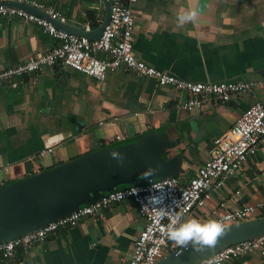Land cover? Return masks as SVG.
<instances>
[{
	"label": "crops",
	"instance_id": "obj_1",
	"mask_svg": "<svg viewBox=\"0 0 264 264\" xmlns=\"http://www.w3.org/2000/svg\"><path fill=\"white\" fill-rule=\"evenodd\" d=\"M25 1L52 7L82 29L91 23L93 31L100 26L96 17L104 19L101 0ZM189 7L197 12L196 22L178 26V13ZM133 13L137 58L185 81L250 83L253 93L191 112L179 106L187 95L124 67L102 82L61 65L2 81L0 184L162 129L177 141L168 157L180 156L178 177L187 183L207 160L214 139L253 103L264 102V0H138ZM56 44L34 23L0 17V70ZM116 117L119 122H113ZM117 134L124 139L115 141ZM49 148L53 151L37 157ZM263 200L264 146L183 222L205 223L215 209L231 211ZM144 226L138 205L126 200L0 264H128ZM227 264H264V253L256 250Z\"/></svg>",
	"mask_w": 264,
	"mask_h": 264
},
{
	"label": "built area",
	"instance_id": "obj_2",
	"mask_svg": "<svg viewBox=\"0 0 264 264\" xmlns=\"http://www.w3.org/2000/svg\"><path fill=\"white\" fill-rule=\"evenodd\" d=\"M5 2H27L25 0H3ZM2 1V2H3ZM138 0H110L111 17L102 35L97 40L72 35L57 29L44 17L23 9L0 5V17L20 18L43 28L44 32L57 40V44L45 54L30 57L25 63L0 70V82L10 81L15 77L36 75L45 67L61 65L83 73L96 81L102 82L109 73L121 67L142 76L154 78L161 87L173 88L189 98L179 106L186 111H201L212 101L228 103L235 97L251 95L252 85L246 82H192L185 81L171 74L157 70L136 57L134 53V34L136 18L133 7ZM28 3V2H27ZM44 10L53 19L66 23V19L52 7L30 3ZM97 23L103 20L96 17ZM84 31L91 32L92 24L84 26ZM138 117V114H135ZM114 118L113 122H119ZM124 136L117 134L115 141H122ZM264 146V102H255L236 119L234 125L213 141L207 160L198 168L194 177L184 183L179 177L130 186L124 190L113 191L104 195L97 202L85 206L70 215L50 222L41 229L9 241H0V262L12 260L21 252L26 254L39 244L52 237L59 229L77 226L84 219L100 216L104 209L132 200L138 205L140 215L145 219V226L134 239L132 254L128 264H156L166 254L176 251L179 246L170 241L166 228L176 221L178 227L195 209L203 208L211 200L212 190L226 185L249 157ZM53 149L41 151L37 157H43ZM7 171V169H5ZM34 170L32 173H36ZM158 198L150 203L149 198ZM159 210L171 215L161 216ZM213 218L223 226L248 221L264 215V200L243 205L231 211H213ZM260 250L264 253V235L253 240L229 246L210 256L200 264H227L236 258Z\"/></svg>",
	"mask_w": 264,
	"mask_h": 264
},
{
	"label": "water",
	"instance_id": "obj_3",
	"mask_svg": "<svg viewBox=\"0 0 264 264\" xmlns=\"http://www.w3.org/2000/svg\"><path fill=\"white\" fill-rule=\"evenodd\" d=\"M104 19L91 32L53 19L29 3L0 2L44 17L66 33L97 40L110 21L111 2L101 0ZM177 147L167 129L142 134L130 141L108 145L53 167L0 184V241H9L37 231L50 222L91 205L107 193L130 186L178 177L180 156L168 157ZM118 152L123 163L111 157ZM216 245L196 252L192 245L179 247L156 264H200L217 252L264 235V215L224 227ZM199 247V246H197Z\"/></svg>",
	"mask_w": 264,
	"mask_h": 264
},
{
	"label": "clouds",
	"instance_id": "obj_4",
	"mask_svg": "<svg viewBox=\"0 0 264 264\" xmlns=\"http://www.w3.org/2000/svg\"><path fill=\"white\" fill-rule=\"evenodd\" d=\"M197 12L194 8L189 7L187 10H181L177 15L178 26L186 23H195ZM111 157L118 162L123 163L124 157L118 153H111ZM158 198H149L150 203H155ZM160 215H171L170 212L159 210ZM225 233L223 223L217 220H209L200 223L197 219L187 220L176 226L173 220L166 228L167 238L180 247H188L190 244L196 252L203 251L205 248H212L216 245L218 238ZM199 246V247H197Z\"/></svg>",
	"mask_w": 264,
	"mask_h": 264
},
{
	"label": "trees",
	"instance_id": "obj_5",
	"mask_svg": "<svg viewBox=\"0 0 264 264\" xmlns=\"http://www.w3.org/2000/svg\"><path fill=\"white\" fill-rule=\"evenodd\" d=\"M168 156H169V153H166V154L164 155L165 159H168Z\"/></svg>",
	"mask_w": 264,
	"mask_h": 264
}]
</instances>
